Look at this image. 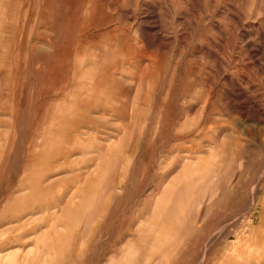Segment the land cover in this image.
Returning <instances> with one entry per match:
<instances>
[{
  "label": "rangeland",
  "instance_id": "1",
  "mask_svg": "<svg viewBox=\"0 0 264 264\" xmlns=\"http://www.w3.org/2000/svg\"><path fill=\"white\" fill-rule=\"evenodd\" d=\"M0 264H264V0H0Z\"/></svg>",
  "mask_w": 264,
  "mask_h": 264
}]
</instances>
